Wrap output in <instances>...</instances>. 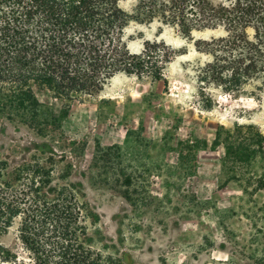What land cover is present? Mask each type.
I'll use <instances>...</instances> for the list:
<instances>
[{
  "label": "rangeland",
  "instance_id": "rangeland-1",
  "mask_svg": "<svg viewBox=\"0 0 264 264\" xmlns=\"http://www.w3.org/2000/svg\"><path fill=\"white\" fill-rule=\"evenodd\" d=\"M135 5L120 2L128 13ZM221 33L189 39L158 21H131L124 41L133 54L153 40L173 50L161 80L119 73L71 104L32 84L39 121L48 125L38 133L22 113H0V183L24 198L26 212L33 195L74 196L85 245L122 264H264V192L228 181L223 148H211L220 125H256L264 133V90L210 88L211 109L198 91V68L208 57L195 41ZM25 217L0 236L22 255Z\"/></svg>",
  "mask_w": 264,
  "mask_h": 264
},
{
  "label": "trees",
  "instance_id": "trees-1",
  "mask_svg": "<svg viewBox=\"0 0 264 264\" xmlns=\"http://www.w3.org/2000/svg\"><path fill=\"white\" fill-rule=\"evenodd\" d=\"M121 1L0 0V113L9 119L22 113L28 128L41 133L48 124L39 121L41 104L32 84L71 104L99 93L119 73L161 80L173 50L153 40L133 54L124 41L131 21H158L189 39L195 32H222L195 41L196 50L208 57L197 72L207 109L213 105L210 88L233 95L252 85L264 90V0H136L132 13ZM220 147L228 181L247 192L251 187L264 192L261 129L220 125L211 148ZM5 168L0 161V180ZM20 198L0 183V236L26 216L20 227L23 255L0 244V264H122L85 245L74 196L49 201L33 195L27 212Z\"/></svg>",
  "mask_w": 264,
  "mask_h": 264
}]
</instances>
